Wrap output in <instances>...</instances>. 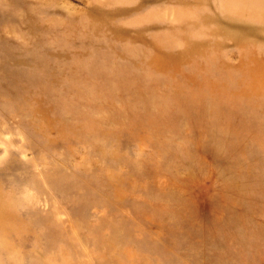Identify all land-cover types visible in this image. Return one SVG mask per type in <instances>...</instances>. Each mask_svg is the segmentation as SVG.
Returning <instances> with one entry per match:
<instances>
[{
    "label": "rangeland",
    "instance_id": "rangeland-1",
    "mask_svg": "<svg viewBox=\"0 0 264 264\" xmlns=\"http://www.w3.org/2000/svg\"><path fill=\"white\" fill-rule=\"evenodd\" d=\"M0 264H264V0H0Z\"/></svg>",
    "mask_w": 264,
    "mask_h": 264
}]
</instances>
